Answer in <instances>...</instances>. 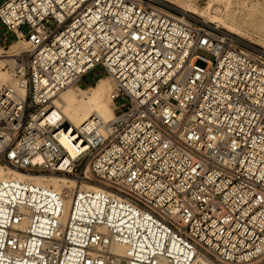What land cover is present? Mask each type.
Returning a JSON list of instances; mask_svg holds the SVG:
<instances>
[{"label":"built area","instance_id":"2783aa9c","mask_svg":"<svg viewBox=\"0 0 264 264\" xmlns=\"http://www.w3.org/2000/svg\"><path fill=\"white\" fill-rule=\"evenodd\" d=\"M0 27L25 42L0 54V167L74 184L0 182V264L264 260V50L168 0H1ZM96 70L113 118L50 123Z\"/></svg>","mask_w":264,"mask_h":264},{"label":"bare ground","instance_id":"6f19581e","mask_svg":"<svg viewBox=\"0 0 264 264\" xmlns=\"http://www.w3.org/2000/svg\"><path fill=\"white\" fill-rule=\"evenodd\" d=\"M195 0H182L184 3V9L191 11V14H199L204 11L209 22L216 23L218 26L226 29L228 34L234 35L241 27L234 17L227 19L211 14V2H207V6L198 8L195 6ZM229 4H236L239 8H244L247 12L248 18H251L253 8L252 5L248 6V0H224ZM172 5V2L170 3ZM183 9V10H184ZM243 9V10H244ZM187 11V12H188ZM187 12H183V15H188ZM201 14V13H200ZM227 14V13H226ZM196 17V16H195ZM202 17V16H201ZM247 32V31H246ZM13 34V41L8 47V53L22 50L25 47V42L20 38V33L15 32ZM251 41V40H250ZM6 44V43H5ZM4 43L0 42V54L4 48H7ZM8 62L7 58H2L0 55V84H4L13 89H16V82L7 71L2 70V65ZM114 86L112 80L108 76L99 77L95 83V86H90L87 90H82L79 86L71 85L66 87L60 92L58 97L53 102V107L48 115L47 120L50 123H55L60 119H64L65 124H68L69 128L73 129L80 126L86 120L91 118H97L103 123L109 122L114 116L115 103L111 99V93ZM62 143L68 150L69 156L74 158L75 146L67 142V136L63 135L61 138ZM22 173L16 170L4 169L0 167V182H6L10 179H17L20 181H26L37 186L49 187L55 191H63L64 189H72L74 184L72 179L64 176H36L38 174ZM82 189L92 190L96 189L95 186L83 185ZM67 207V203L65 204ZM118 252H123L122 247H117Z\"/></svg>","mask_w":264,"mask_h":264},{"label":"rangeland","instance_id":"374dc122","mask_svg":"<svg viewBox=\"0 0 264 264\" xmlns=\"http://www.w3.org/2000/svg\"><path fill=\"white\" fill-rule=\"evenodd\" d=\"M208 1L209 0H195L194 2H195V6H197L200 9V8L206 7ZM168 2L170 3L172 2V6L176 8L179 12H181V14L183 12L188 11L184 9L183 7L184 3L182 2V0H168ZM251 5L253 8L252 9L253 12H252L251 18H248V16H246L247 11L244 8H239V6L236 4H229L227 6V3L224 0H213L210 4L212 15L222 17L223 19L226 17L227 19H230L232 17L236 19V21L241 27L239 28L237 32H234L233 36H235L236 38H239L240 40H243L244 42H247L249 44H252L264 50V0H248V6L250 7ZM187 14L189 16H194V17L196 16L195 18H197L201 22H204L211 26H215L224 32L225 31L228 32L226 29L222 28L221 26H218L216 23L209 22L206 17V13L204 11L202 12L200 11L199 14H196V15L191 14V11H188ZM3 31H4L3 28L0 27V42H1V34L3 33ZM5 37H6L5 46L7 48H4L1 54L3 52H8V47L10 43H12L13 41V34H6ZM198 55L208 58L206 53L202 51H198ZM199 65L202 66L201 63H199ZM103 76H105V74H102L100 71L97 72L96 70L94 74L89 75L86 79L82 80L79 87L82 90H87L90 86H95L97 79ZM25 175H28V174H25ZM36 176H45V177L48 176L49 177L53 175H36ZM259 264H264V260L261 261Z\"/></svg>","mask_w":264,"mask_h":264}]
</instances>
